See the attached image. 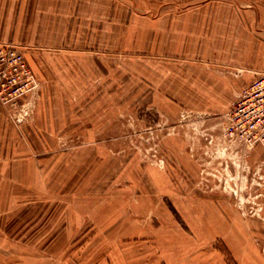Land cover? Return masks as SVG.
<instances>
[{
    "label": "rangeland",
    "instance_id": "rangeland-1",
    "mask_svg": "<svg viewBox=\"0 0 264 264\" xmlns=\"http://www.w3.org/2000/svg\"><path fill=\"white\" fill-rule=\"evenodd\" d=\"M146 8L143 33L35 46L46 73L25 55L32 88L0 101L34 171L0 210V264H264V146L228 130L264 74V0Z\"/></svg>",
    "mask_w": 264,
    "mask_h": 264
},
{
    "label": "crops",
    "instance_id": "crops-1",
    "mask_svg": "<svg viewBox=\"0 0 264 264\" xmlns=\"http://www.w3.org/2000/svg\"><path fill=\"white\" fill-rule=\"evenodd\" d=\"M153 1L160 4L192 0ZM151 11L146 8V0H0V42L24 44L23 51L32 68L43 74L55 62L39 56L40 51H33L35 46H68L65 53H71L81 49L77 34H111L114 27L125 35L143 33L146 18L156 16ZM115 16H118L116 22ZM68 31L70 36H63ZM106 36L110 39L112 34ZM71 60L76 63L73 57ZM10 115L9 108L0 101V210L11 208L10 195L16 194L20 186L27 189L24 178H32L34 171L32 129L28 131V123L21 124L20 129L26 131H21L19 139L18 128Z\"/></svg>",
    "mask_w": 264,
    "mask_h": 264
},
{
    "label": "built area",
    "instance_id": "built-area-1",
    "mask_svg": "<svg viewBox=\"0 0 264 264\" xmlns=\"http://www.w3.org/2000/svg\"><path fill=\"white\" fill-rule=\"evenodd\" d=\"M34 73L13 42H0V99L9 102L32 88ZM229 133L248 146H264V74L247 86L230 111Z\"/></svg>",
    "mask_w": 264,
    "mask_h": 264
}]
</instances>
